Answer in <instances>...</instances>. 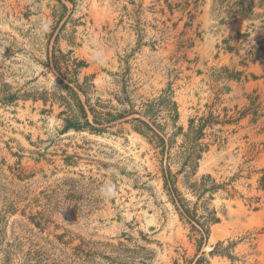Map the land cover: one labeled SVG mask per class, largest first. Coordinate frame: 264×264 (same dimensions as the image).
Returning a JSON list of instances; mask_svg holds the SVG:
<instances>
[{
    "label": "rangeland",
    "instance_id": "obj_1",
    "mask_svg": "<svg viewBox=\"0 0 264 264\" xmlns=\"http://www.w3.org/2000/svg\"><path fill=\"white\" fill-rule=\"evenodd\" d=\"M0 264H264V0H0Z\"/></svg>",
    "mask_w": 264,
    "mask_h": 264
},
{
    "label": "trees",
    "instance_id": "obj_2",
    "mask_svg": "<svg viewBox=\"0 0 264 264\" xmlns=\"http://www.w3.org/2000/svg\"><path fill=\"white\" fill-rule=\"evenodd\" d=\"M260 48L257 46H254V49L250 51L251 55H254L258 53ZM48 65L54 67L56 73L58 74V78L61 84H64L70 91V93H73L77 97V92L75 91L76 88L82 89L83 86L81 84H75L77 81L75 80V76L79 73V69L84 67L86 65L85 61L79 60L78 58H70L69 55L63 54L62 51L59 50V53H57L56 49L53 50V52L48 56ZM68 82V83H66ZM76 86H75V85ZM148 106L147 113L151 111V108H153L154 105L152 104H146ZM81 107V117L84 118L85 123H81L79 119L75 118L74 115H72L69 118H66L65 121V129H71L75 128L76 130L83 129L87 126L91 127V129H96L94 128L89 120H88V114L83 106V104L80 105ZM154 115V113H152ZM118 116H122V114H119ZM113 119H118L117 116H112ZM204 119V118H201ZM143 124H146L148 129L153 132V139H159V142L163 143L165 145L166 139L165 137H162L154 128H152L149 124H147L145 121L139 120ZM98 126H104V122H102L99 118L98 120L95 121ZM210 123V121H206L205 124ZM142 129V128H138ZM202 130V127H200ZM199 129V130H200ZM96 130H102V129H96ZM165 180H166V186L168 190L172 191V193L176 196L178 195V189L176 188V178L173 176L172 172L168 170L165 174ZM174 199V198H173ZM175 201V199H174ZM184 213L186 214V217L192 221L194 231H196L200 237H199V242L200 244L204 243L205 240L207 239L208 236V230L205 228V224L201 222L197 218V213L192 212L190 209L184 210ZM181 215L184 216L183 212H181ZM196 233V234H197Z\"/></svg>",
    "mask_w": 264,
    "mask_h": 264
},
{
    "label": "clouds",
    "instance_id": "obj_3",
    "mask_svg": "<svg viewBox=\"0 0 264 264\" xmlns=\"http://www.w3.org/2000/svg\"><path fill=\"white\" fill-rule=\"evenodd\" d=\"M48 28H49V24L47 22H44V23L41 24V26L39 28V31L41 33L47 32ZM104 191H109L110 192L111 189L110 188L109 189H102V192H104Z\"/></svg>",
    "mask_w": 264,
    "mask_h": 264
}]
</instances>
